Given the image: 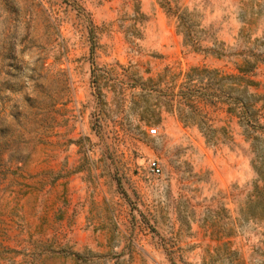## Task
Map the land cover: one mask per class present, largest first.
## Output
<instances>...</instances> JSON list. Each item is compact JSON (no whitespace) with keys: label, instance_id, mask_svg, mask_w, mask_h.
Masks as SVG:
<instances>
[{"label":"rangeland","instance_id":"374dc122","mask_svg":"<svg viewBox=\"0 0 264 264\" xmlns=\"http://www.w3.org/2000/svg\"><path fill=\"white\" fill-rule=\"evenodd\" d=\"M171 5L0 0V264H264V0Z\"/></svg>","mask_w":264,"mask_h":264},{"label":"trees","instance_id":"16d2710c","mask_svg":"<svg viewBox=\"0 0 264 264\" xmlns=\"http://www.w3.org/2000/svg\"><path fill=\"white\" fill-rule=\"evenodd\" d=\"M158 5L168 14V15H176L177 17V21H178V26L183 25V27L186 29L185 32L184 30H181V32L183 31V35L186 37L189 34V29L190 26L186 25V23L183 21V16H184V12H178V10L175 8H173V6L171 5V0H156ZM183 28V29H184ZM193 49L198 50L200 49L199 46L193 44ZM255 65V60L253 62L249 61L246 58H243L242 62L240 64H237L236 69L238 74L236 75H232V76H227L230 77V79L234 82L239 84V82H243L245 85H256V82H254L253 80L249 79V78H245V75L250 73L252 71V69L254 68ZM195 68L191 69L192 71H195ZM205 71V70H202ZM188 80H190V74H187L186 77ZM151 79H148L147 82H150ZM144 87H141V90H143ZM143 92L141 91L140 94H142ZM139 94V95H140ZM260 97L258 95L255 94H240L238 90H236L234 96H232V101L234 103V107L231 109V111H238L237 112V116L239 118H243L246 120V122H250V119H252L251 121H254V110H252L253 105L256 101H258ZM250 99H252L250 101ZM237 109V110H236ZM141 116H144L143 113L145 112V110H141ZM179 116H182V114H179ZM254 138H258V137H254ZM257 149V148H256ZM257 156L261 159L260 162V166L256 167V171H257V175H258V179L260 181V186H256L255 187V200H257V202H260L262 200H264V146L260 147L259 149H257Z\"/></svg>","mask_w":264,"mask_h":264},{"label":"built area","instance_id":"2783aa9c","mask_svg":"<svg viewBox=\"0 0 264 264\" xmlns=\"http://www.w3.org/2000/svg\"><path fill=\"white\" fill-rule=\"evenodd\" d=\"M150 131H151V133H155L156 132V129L155 128H151ZM146 169L148 170V172H150L153 175H159L160 172H161L160 163L155 158L150 159L147 162Z\"/></svg>","mask_w":264,"mask_h":264}]
</instances>
